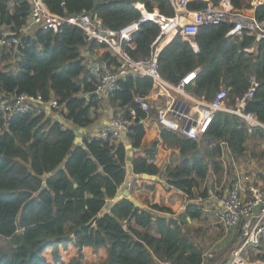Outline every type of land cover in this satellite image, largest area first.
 Wrapping results in <instances>:
<instances>
[{
	"label": "trees",
	"instance_id": "1",
	"mask_svg": "<svg viewBox=\"0 0 264 264\" xmlns=\"http://www.w3.org/2000/svg\"><path fill=\"white\" fill-rule=\"evenodd\" d=\"M43 2L62 16L86 12L111 30H120L141 17L135 2L143 3L149 12L157 8L161 14L173 16L168 0ZM210 2L217 5L219 0ZM206 3L190 1L188 8L201 9ZM231 5L236 11L252 8L250 0H231ZM30 10L31 0H0V27H8L19 38L9 50L0 47V64L5 63L0 65V237L9 244L8 250L0 252V264H202L203 250L185 227L187 217H201V209L195 204L174 216L170 208L150 203L154 184L135 178L127 190L139 205L127 196L115 200L127 175V146L144 152L129 161L133 174L159 172V167L149 161L155 156L158 139L142 147L145 127L141 120L146 112L134 101L136 96L149 93L151 79L121 77L107 98L115 114L128 115L130 109L136 112L126 134L127 146L92 135L83 136L82 144L73 146L78 134L74 128L93 123L92 112L101 104L93 95L97 79L83 63L81 52L105 45L87 40L80 28L66 23L57 31L27 27ZM253 10L255 18L264 19V3ZM232 25H200L193 39L197 50L175 35L160 49L157 68L171 84L198 69L186 91L209 101L224 87L228 106H234L251 87L253 77L257 84L244 110L253 112L264 124V39L255 40L254 34L246 31L226 35ZM157 32L153 21L141 23L131 35L134 48H128L130 56L148 58ZM103 58L109 59L108 64H116L108 51ZM23 94L41 96L44 102L55 99L65 108L59 117L72 126L43 112L5 118L3 103ZM150 112L153 114L154 109ZM159 137L162 144L173 149L164 170L166 183L188 197H205L207 190L196 194L194 190L209 169L215 173L223 170L218 159L220 142L233 157H241L249 144H264V129L248 134L241 116L218 110L199 139L162 128ZM262 246L261 242L249 250L255 253L253 260L264 263Z\"/></svg>",
	"mask_w": 264,
	"mask_h": 264
},
{
	"label": "built area",
	"instance_id": "2",
	"mask_svg": "<svg viewBox=\"0 0 264 264\" xmlns=\"http://www.w3.org/2000/svg\"><path fill=\"white\" fill-rule=\"evenodd\" d=\"M168 1L173 10V16H166L160 12L154 15L147 11L143 4L137 7L134 4L140 11L141 17L120 30H111L106 28L100 19L86 12L62 16L51 12L43 0H31L27 27L39 26L57 31L62 24L66 23L80 28L87 40H96L105 45V49L115 57L116 64L104 68L98 63L92 64L89 72L97 79L93 91L97 100H106L116 88L117 80L121 77H149L151 79L150 92L145 96H136L134 99L140 109L146 112V117L141 120L142 123L151 119L149 94L152 93L154 97H158L167 94L168 91H173L175 94H183L184 97L179 98L177 95L168 94V99L156 106V115H152V119L154 117L153 120L162 129L189 139H199L207 131L218 110L241 116L246 123L248 134L259 128L264 129V124L256 118L253 112L244 110L257 84L253 77L251 87L236 99L234 106H228L227 89L224 87H220L209 101H199L186 91V86L196 78L198 69L187 72L178 83L171 84L162 77L157 68V56L162 48L161 42L169 34H172V38L179 35L196 48L193 39L200 25L229 22L233 25L226 35H242L246 31L248 34H254L255 40H260L264 39V19L255 18L254 13L246 15L241 11H236L231 5V0H219L217 5L206 0L205 7L196 10L188 8L189 0ZM262 3L264 0H252V9ZM189 14H191V19L179 21L180 18L185 19L186 17L187 19ZM145 21L156 23L158 32L150 43L149 57L133 59L128 52V48H134L131 35ZM18 43L19 38L13 32H4L0 36V47L9 49ZM250 50L251 48L246 49V51ZM40 103L56 110L61 107L55 99L44 102L41 96L23 94L13 97L10 101H5L2 111L7 119L18 113L34 112L36 114L39 111L34 106ZM194 105H198L196 112L193 111ZM135 119L136 112L133 109L129 110L128 115L119 112L114 114L106 125L99 126L92 136L119 140L129 132V127ZM219 145L221 155L225 151L230 154L224 142H220ZM155 160V156L149 159L153 163ZM214 213L223 232L239 240L224 264H249L243 254L251 248H258L264 241V188L242 177L236 178L228 191L217 197Z\"/></svg>",
	"mask_w": 264,
	"mask_h": 264
},
{
	"label": "crops",
	"instance_id": "3",
	"mask_svg": "<svg viewBox=\"0 0 264 264\" xmlns=\"http://www.w3.org/2000/svg\"><path fill=\"white\" fill-rule=\"evenodd\" d=\"M194 1V0H189ZM137 6H140L143 3H134ZM144 5V4H143ZM154 13H158V9L154 8L153 10ZM241 12L245 13L246 15H252L254 13V10L252 8L249 9H243ZM191 19V14L188 15L187 19L185 17L184 21H187ZM31 29V28H30ZM4 32H10L8 27H0V34ZM172 39V37H171ZM170 39V40H171ZM170 40H168L165 44H167ZM164 43H161V47L165 45ZM194 50H197V47L195 48L192 46ZM2 49L9 50L8 48L1 47ZM13 48V46L11 47ZM107 51L105 47L103 48H94L93 50H89L86 48L82 49V56H83V63L86 65L88 70H90L91 66L93 63H98L101 67H106L110 66L112 64H108V58L104 59L103 58V53ZM12 62V61H11ZM13 67V66H12ZM150 92V91H149ZM176 95L174 94L173 91H168L167 94L159 95L158 97H154L152 93L149 94L150 97V102H151V108L154 109L153 114H151V119H149L148 122L143 123L145 127V134L143 136L141 145L142 147L148 146L152 140H157V149L155 152V164L159 167V172L155 175H135V174H130L127 172L126 177H131L132 179L135 178L137 179L138 182H146L149 184H154L155 191L151 196H149L150 203H155V204H162L168 208L171 209L173 212L174 216L179 215L181 212H183L186 208V206L190 204H195L198 208L201 209V217L199 219H205L206 217H213L214 220L216 219V222H218L214 209L216 207V200L217 197H219L222 194H225L228 191V188L232 185L234 180L236 178H240L242 175L240 172L239 164L236 163L235 159L236 157H233L231 154H228L226 151L223 153V155L220 154V157H218L219 161L222 164L223 170L219 173H215L212 169H209L207 176L204 180L199 182L198 187L194 190V193L196 192H202L204 190H207V196L199 198L200 194H196L194 197H188L184 192L177 188H173L169 186L166 183L165 177H164V170L166 167V164L169 160V155L171 151L173 150L172 148L166 147L164 144H162L160 137H159V131L161 127L152 119V115H156V106L158 104H162L167 100V95ZM94 95V93H93ZM1 94H0V99H1ZM201 99H199L200 101ZM100 101V100H99ZM107 99L104 101H101V104H99L92 112L94 121L91 123L89 126L82 128V130H79L78 134L81 138L85 135H93L97 128L99 126L106 125L110 118L115 114L114 113V108L111 107L107 102ZM205 101V100H201ZM195 104V102L193 103ZM39 112H43L46 116L55 118L56 115L60 116L61 112L65 111V108L61 106L59 109H54L52 107H49L48 105L44 103H40L36 106H34ZM196 107L194 105L193 111L196 112ZM70 126H72L71 122H68ZM119 141H121L125 146H127L128 140L126 135H123ZM260 146H264V144H259ZM258 146V145H257ZM127 161L131 160L132 157H136L138 155L143 156L144 152L142 151L141 148L138 149H132L131 147L127 146ZM129 152V153H128ZM225 159H228L229 161L226 162ZM228 164V167H227ZM233 170V177H232V182L231 180H228V170ZM243 178V177H242ZM248 182H252L256 185H259L264 188V180H259L257 179L256 181H252L251 178L247 179ZM229 181V183H228ZM227 183V184H226ZM219 190L222 192V194H219ZM161 198L163 200L161 201ZM202 199V200H200ZM166 216H169L170 214H165ZM188 223L186 224L187 228L191 226L192 220L187 217ZM198 220V219H197ZM220 227L222 228L221 224ZM223 230V228H222ZM223 233V232H222ZM225 234L217 237L216 242L217 244L223 243L226 238L224 236ZM234 245V242H231ZM260 263L264 264L262 261L259 260Z\"/></svg>",
	"mask_w": 264,
	"mask_h": 264
},
{
	"label": "rangeland",
	"instance_id": "4",
	"mask_svg": "<svg viewBox=\"0 0 264 264\" xmlns=\"http://www.w3.org/2000/svg\"><path fill=\"white\" fill-rule=\"evenodd\" d=\"M252 0H250L251 3ZM137 7V5L135 4ZM13 62H11L12 64ZM1 63L0 65H4ZM12 66V65H11ZM13 69V67H11ZM175 94V93H174ZM179 98L184 97L183 94H176ZM263 144V143H261ZM204 145V144H203ZM236 163L239 164L240 175L243 178H251L252 181L264 180V146H252L248 145L247 152L241 156L235 158ZM228 162V159H225ZM228 167V164H227ZM233 170H228V180L233 177ZM232 182V180H231ZM229 183V181H228ZM227 184V183H226ZM230 184V183H229ZM219 194L222 192L219 190ZM186 227L187 233L200 245L203 250V263L202 264H224L225 260L229 258L232 250L238 245V238L232 237L229 234H225L220 227V224L214 220L213 217H206L205 219L192 220L191 226ZM223 232V233H222ZM225 234L226 240L217 244V237ZM234 242V245L231 243ZM262 251L264 252V241L262 242ZM8 240L0 237V252L8 250ZM249 264H262L259 260H253L254 252L250 253L247 250L244 254Z\"/></svg>",
	"mask_w": 264,
	"mask_h": 264
},
{
	"label": "water",
	"instance_id": "5",
	"mask_svg": "<svg viewBox=\"0 0 264 264\" xmlns=\"http://www.w3.org/2000/svg\"><path fill=\"white\" fill-rule=\"evenodd\" d=\"M55 119L60 120L62 123H64V125L68 126V123L65 122L63 120V118L59 117L58 115L55 116ZM74 129L76 131H78V132H79V130H82L81 128H77V127H75ZM77 144H82V138L79 136V134L76 135V137L74 139V142H73V146H76ZM126 168H127V172L132 174V167L130 165V162L127 163V167ZM130 181H131V177L130 176L125 178L123 184L121 185V187L119 188V190L117 192V195L115 196V200L119 199L122 196H127L130 200L134 201L136 205H139V203L133 197H131L128 194L127 188L129 186Z\"/></svg>",
	"mask_w": 264,
	"mask_h": 264
},
{
	"label": "bare ground",
	"instance_id": "6",
	"mask_svg": "<svg viewBox=\"0 0 264 264\" xmlns=\"http://www.w3.org/2000/svg\"><path fill=\"white\" fill-rule=\"evenodd\" d=\"M154 15H156L157 14V12L156 13H154V12H152ZM179 21L181 22V21H184V18H180L179 19ZM171 37H172V34H169L168 36H166L165 38H164V40L161 42V43H166L168 40H170L171 39Z\"/></svg>",
	"mask_w": 264,
	"mask_h": 264
}]
</instances>
